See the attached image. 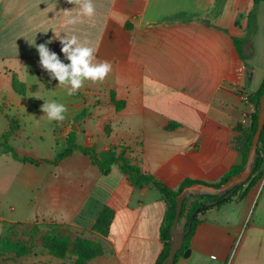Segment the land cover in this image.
I'll return each instance as SVG.
<instances>
[{"label": "crops", "instance_id": "0c3cea01", "mask_svg": "<svg viewBox=\"0 0 264 264\" xmlns=\"http://www.w3.org/2000/svg\"><path fill=\"white\" fill-rule=\"evenodd\" d=\"M261 2L264 0L258 4ZM92 3V17L82 16L76 25H69L64 10L72 9L75 16L78 6L67 0H0V78L7 73L50 78L39 64L34 44L46 43L68 65L57 38L76 34L81 43L87 41L94 49V62L111 64L102 82H84L80 90L93 97L82 99L80 108L69 116H82L74 123L78 128L69 130L74 131L76 142L85 132L79 126L91 115L81 111L91 108L107 142L99 148L88 133L84 143L77 144H93L101 159L108 158L113 147L125 146L126 154L142 169L172 188L185 177L217 181L231 166L241 164L242 154L234 147L235 126L249 125L252 107L247 96L264 77V41L259 43L258 35L252 42L248 40L246 57L241 59L232 35H244L246 16L236 30L233 21L238 11L247 13L252 0ZM111 91L115 99L124 101L119 110L110 101ZM69 125L72 128L73 124ZM66 134L62 133L63 140ZM64 163L68 166L63 174ZM22 164L31 168L29 162ZM51 166L59 171L52 179L65 180L50 186L44 217L90 229L103 206L114 211L107 236L94 232L107 245L89 264L155 262L162 249L159 226L166 203L152 184L131 185L117 164L103 175L78 150ZM262 178L240 202L225 204L233 208L247 202L249 207ZM225 208L208 210L191 237L189 256H179L174 264H201L205 257L214 261L227 257L235 229L216 217ZM184 223L181 218L179 229ZM254 259L259 262L258 254Z\"/></svg>", "mask_w": 264, "mask_h": 264}, {"label": "rangeland", "instance_id": "374dc122", "mask_svg": "<svg viewBox=\"0 0 264 264\" xmlns=\"http://www.w3.org/2000/svg\"><path fill=\"white\" fill-rule=\"evenodd\" d=\"M244 35L250 42L255 35H258L259 43L264 41L263 2L256 7L255 18L245 29ZM260 49L259 44L258 53ZM10 74H3L0 78V107L3 109L0 110V137L9 127L6 113L19 125L9 139L19 154L38 159H55L66 147L62 133L73 130L69 124L82 118H70L71 112L80 108L82 99L89 100L93 96L85 95L81 90L69 96L66 88L58 85V81L51 82L53 79L34 73L16 75L20 81L31 85L21 95L11 88ZM44 74L49 75L47 71ZM257 81L256 76V84ZM45 101L64 104L67 108L65 118H69L63 122L49 121L41 110ZM88 112L91 115L88 116ZM92 113L91 108L85 109V123L79 126L85 132L78 135L76 142L84 143L83 138L89 133L92 134V142L102 148L107 139L103 135V127ZM51 165L42 162L27 168L9 154H0V239L6 243V248L0 249V264H89L91 257L97 253L96 248L106 247L105 241L85 226L44 217L50 186L65 180L63 177L52 179V174L59 171ZM67 166V163L63 164V174ZM223 206L225 210L222 214L218 212L216 217L232 224L235 229L230 251L227 257L219 261L205 257L201 264H264V178L249 207L247 202L233 208L225 203ZM257 254L258 263L254 259Z\"/></svg>", "mask_w": 264, "mask_h": 264}, {"label": "trees", "instance_id": "16d2710c", "mask_svg": "<svg viewBox=\"0 0 264 264\" xmlns=\"http://www.w3.org/2000/svg\"><path fill=\"white\" fill-rule=\"evenodd\" d=\"M260 1L261 0H252L251 8L247 11V13H244L243 11L237 12L233 21V26L235 30L240 28V23L244 16H246V21H247L245 29L249 28L251 22L255 18L256 7ZM232 38H233L234 47L237 53L239 54L240 58L241 59L245 58L246 54L244 53V46L245 43L248 41L246 39V36L245 35L242 36L234 33L232 35ZM10 75H11V88L18 94L21 95L25 94V92L29 89L26 86V84L23 81H20L15 74L11 73ZM263 89H264V77L258 88L253 93L247 96V100L252 107L249 125L247 127H243V125L241 124H237L235 126V130L238 132V135L237 137H235L234 147L237 150H239L242 154L241 164L231 166L220 177V179L213 182H206L199 179H192L189 177H185L179 182L176 188H172L169 185H167L164 181L156 177L155 175L142 169V167L135 159L131 158L126 154L127 147L118 146L116 147L118 149L113 147L112 149H110L112 154L106 159H101L98 156V152L93 144H77L75 142L74 131H69L64 136V142L66 147L53 160L38 159L25 154L21 155L9 143L10 137L15 134V132L19 128V125L16 120L10 118L6 113L5 116L9 120V127L1 134L0 154L1 153L9 154L12 157V159L21 163L29 162L31 164L38 165L42 162H48L53 165H56L60 160L71 155L75 150H78L82 154L87 155L90 162L96 165L100 173L103 175L109 173L111 166L113 164H117L119 169L127 175V178L131 185L136 187H141L145 184H152L160 192L162 198L166 203V209L163 214L161 224L159 226V238L162 242V249L157 259L153 263V264H162L164 259L167 257L169 251V246H170L169 231L174 219L175 199L177 194L185 186L196 182L212 184L216 186L220 185L224 183L231 175L237 173L239 170L243 168L246 161V156H247L248 148L250 146L251 138L256 129L259 98ZM110 101L113 103L116 110H119L124 106V101L115 99L112 91L110 92ZM0 110L2 111L3 109L0 107ZM81 113L83 114L84 111H82ZM263 150H264V127L262 128L260 138L258 141V145L256 149V157L253 162L252 173L246 181L233 186L226 193L221 195H204V194L196 195V196L189 195L184 198L180 212V218L185 216V223L183 226L184 234L182 240V247L175 253L174 261L172 264H174L177 258L183 254L185 249L190 247L191 237L199 222L206 217L209 209H211L212 207L219 208L224 203L230 201H234L236 203L240 202L245 197L249 189L258 180H260L263 177L264 174V154L262 153ZM190 198H192V200H190ZM113 215H114V211L111 207L103 206L100 212L98 213L96 219L92 223L90 229L101 236H107L109 232V226L113 219ZM191 215L192 217L190 218ZM5 248H6L5 240L0 239V249L3 250ZM96 249L98 250L95 255H98L102 252V248L98 247ZM20 250L22 249L20 248ZM95 255L92 256L91 259L95 257Z\"/></svg>", "mask_w": 264, "mask_h": 264}, {"label": "clouds", "instance_id": "9594fccd", "mask_svg": "<svg viewBox=\"0 0 264 264\" xmlns=\"http://www.w3.org/2000/svg\"><path fill=\"white\" fill-rule=\"evenodd\" d=\"M67 3L78 6L75 16L72 15V9L64 10V15L69 17L67 20L69 25H76L82 16L92 17L95 14L92 0H67ZM57 39L62 45L61 52L70 61L68 65L59 59L57 53L50 51L46 43L34 44V46L39 54L40 66L49 73L51 79L58 81V85L66 88L69 96L80 90L85 81L102 82L107 77L111 71L110 62H94V49L87 46V41L81 43L76 34L64 35ZM41 110L47 115L49 121L58 122L64 121V114L67 112L64 104L55 101H45Z\"/></svg>", "mask_w": 264, "mask_h": 264}, {"label": "water", "instance_id": "95a60500", "mask_svg": "<svg viewBox=\"0 0 264 264\" xmlns=\"http://www.w3.org/2000/svg\"><path fill=\"white\" fill-rule=\"evenodd\" d=\"M246 74L248 77L251 76V72L249 70H246ZM264 126V89L260 95L259 98V106H258V113H257V124L256 129L252 135L250 146L248 148L246 161L241 170H239L237 173L231 175L224 183L220 185H212V184H206V183H192L190 185L185 186L176 196L175 199V214L174 219L169 231L170 234V246L167 257L164 259L162 264H172L174 261V255L175 253L182 247V240H183V227L179 229L178 223L180 218V212L182 208V203L185 197L189 195H221L226 193L229 189H231L233 186L238 185L240 183H243L246 181L251 173L253 168V162L256 157V149L258 145V141L260 138V134L262 131V128ZM72 128L75 129L76 126L73 124ZM190 201V200H189ZM192 215L190 216V218ZM182 218L185 219V216ZM184 226V225H183ZM190 249L187 248L183 252V257H187L190 254Z\"/></svg>", "mask_w": 264, "mask_h": 264}, {"label": "built area", "instance_id": "2783aa9c", "mask_svg": "<svg viewBox=\"0 0 264 264\" xmlns=\"http://www.w3.org/2000/svg\"><path fill=\"white\" fill-rule=\"evenodd\" d=\"M264 127V126H263Z\"/></svg>", "mask_w": 264, "mask_h": 264}]
</instances>
